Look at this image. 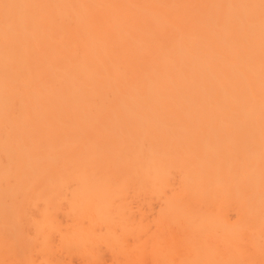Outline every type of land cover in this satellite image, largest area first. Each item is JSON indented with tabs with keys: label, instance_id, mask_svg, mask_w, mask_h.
Returning <instances> with one entry per match:
<instances>
[{
	"label": "bare ground",
	"instance_id": "6f19581e",
	"mask_svg": "<svg viewBox=\"0 0 264 264\" xmlns=\"http://www.w3.org/2000/svg\"><path fill=\"white\" fill-rule=\"evenodd\" d=\"M0 264H264V0H0Z\"/></svg>",
	"mask_w": 264,
	"mask_h": 264
}]
</instances>
